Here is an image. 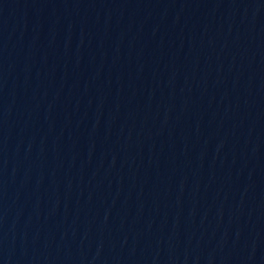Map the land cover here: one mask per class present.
Wrapping results in <instances>:
<instances>
[{
  "label": "water",
  "instance_id": "obj_1",
  "mask_svg": "<svg viewBox=\"0 0 264 264\" xmlns=\"http://www.w3.org/2000/svg\"><path fill=\"white\" fill-rule=\"evenodd\" d=\"M0 264H264V0H0Z\"/></svg>",
  "mask_w": 264,
  "mask_h": 264
}]
</instances>
